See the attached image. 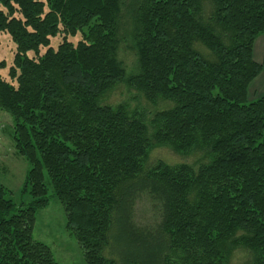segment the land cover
<instances>
[{"label": "trees", "instance_id": "obj_1", "mask_svg": "<svg viewBox=\"0 0 264 264\" xmlns=\"http://www.w3.org/2000/svg\"><path fill=\"white\" fill-rule=\"evenodd\" d=\"M121 6L0 0V33L15 44L0 111L30 167L21 190L29 202L14 203L0 186V264H59L32 236L50 197L85 264H229L238 248L252 254L248 264H264V96L247 101L264 67L253 60L264 0L133 4L130 73L117 57ZM119 85L170 104L153 115L151 134L125 106L101 103ZM157 147L206 162L146 168ZM141 197L151 228L132 222ZM113 226L124 229L126 251L110 250Z\"/></svg>", "mask_w": 264, "mask_h": 264}, {"label": "rangeland", "instance_id": "obj_2", "mask_svg": "<svg viewBox=\"0 0 264 264\" xmlns=\"http://www.w3.org/2000/svg\"><path fill=\"white\" fill-rule=\"evenodd\" d=\"M140 1L121 0L122 6L119 17L120 45L117 57L127 73L134 71L136 68V58L130 49L132 42L129 35L133 29L132 10L134 8L132 6ZM207 12L205 11V14ZM60 41V37H56L51 40L50 46L56 48ZM14 55L15 44L11 41L8 34L0 33V76L6 80H9V71ZM27 56L32 57L33 54L28 53ZM101 103L112 107L125 106L130 114L142 119L143 123L147 125L150 134L152 131L150 122L153 115L170 108V104L165 102H158L155 105L148 103L142 95L122 85L116 86L105 96ZM13 136L12 118L5 112L0 111V186L11 192L10 198L14 203L20 204L26 201L29 202V197L22 196L21 190L30 167L27 161L16 153ZM203 156L204 154L201 152H195L190 155H178L169 148L157 147L149 153L146 168H153L158 162H163L169 166L189 165L197 167L200 163L206 162ZM45 181L48 183L46 175ZM132 222L140 229L142 227L151 228L155 224V215L145 197H141L136 201L132 210ZM111 235L113 236L112 238L115 237L118 240L110 242L112 244L110 250L117 253L126 251L127 244L123 242V240H126L124 229L121 227L119 230V226L118 228L113 226ZM32 236L35 241L41 242L51 249L57 263L85 264L83 251L75 236L66 230L63 208L55 198L50 197L48 206L37 212ZM108 253L106 255H109ZM112 257L116 258L115 255ZM168 258L174 262L177 254L170 252ZM251 259V253L238 248L231 252L229 264H248Z\"/></svg>", "mask_w": 264, "mask_h": 264}, {"label": "crops", "instance_id": "obj_3", "mask_svg": "<svg viewBox=\"0 0 264 264\" xmlns=\"http://www.w3.org/2000/svg\"><path fill=\"white\" fill-rule=\"evenodd\" d=\"M253 60L257 64L264 61V35L258 37L253 46ZM264 96V67L261 74L250 84L247 101L251 102Z\"/></svg>", "mask_w": 264, "mask_h": 264}]
</instances>
